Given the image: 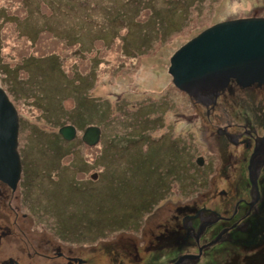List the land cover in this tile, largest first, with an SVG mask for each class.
<instances>
[{"label":"rangeland","instance_id":"1","mask_svg":"<svg viewBox=\"0 0 264 264\" xmlns=\"http://www.w3.org/2000/svg\"><path fill=\"white\" fill-rule=\"evenodd\" d=\"M148 2L0 0V87L19 117L23 168L16 190H5L13 198L6 227L17 237L10 242L23 246L21 237L31 253L42 248L37 235H51L98 262L96 252L118 240L145 241L118 236L135 232L152 208L193 197L190 138L200 119L175 91L169 59L216 22L264 17V0L193 3L190 19L166 22L168 31L148 28L158 23ZM91 105L101 109H81L85 122L74 125ZM64 125L76 128L73 140L58 135ZM88 126L100 128L95 146L82 141ZM75 227L82 237L70 236Z\"/></svg>","mask_w":264,"mask_h":264},{"label":"flooded vegetation","instance_id":"2","mask_svg":"<svg viewBox=\"0 0 264 264\" xmlns=\"http://www.w3.org/2000/svg\"><path fill=\"white\" fill-rule=\"evenodd\" d=\"M168 1H176V15L172 17L174 10L169 11L164 20L173 28L182 26L187 19L177 16H183L187 8L193 10V3L185 9L186 5L179 3L182 0ZM168 8L157 12L163 17ZM193 112V119H200L191 136L198 152L192 172L193 197L184 203L175 200L152 208L135 232L118 236L145 237V241L141 238V243H136L130 238L118 244V240L96 252L103 258L95 262L92 251L83 254L64 240L65 246L49 239L51 235H37L36 244L42 248H32L31 253L21 237L18 241L23 246L10 242L17 239L6 227L7 211L11 210L7 207L13 198L6 195L9 188L0 182V264H177L183 256L182 264H264V165L255 188L248 173L255 141L264 136V86L242 88L230 78L216 103L205 107L193 102ZM18 198L21 203L22 195L15 200ZM165 206H171L167 216L160 214ZM70 236L82 237L76 227Z\"/></svg>","mask_w":264,"mask_h":264},{"label":"water","instance_id":"3","mask_svg":"<svg viewBox=\"0 0 264 264\" xmlns=\"http://www.w3.org/2000/svg\"><path fill=\"white\" fill-rule=\"evenodd\" d=\"M172 84L191 102L208 107L230 78L242 87L264 84V17L224 21L199 33L181 46L169 59ZM19 117L5 91L0 87V182L15 191L22 173L18 152ZM65 141L75 138L76 128L58 129ZM101 137L99 127L88 126L82 141L95 146ZM264 165V137L255 142L248 163L253 188ZM177 264H182L177 259Z\"/></svg>","mask_w":264,"mask_h":264},{"label":"trees","instance_id":"4","mask_svg":"<svg viewBox=\"0 0 264 264\" xmlns=\"http://www.w3.org/2000/svg\"><path fill=\"white\" fill-rule=\"evenodd\" d=\"M201 1H203V0H182V2H179V3H182V5H186V7H185V9L187 8V6H190V5H192V3H197V2H201ZM175 5H176V1H168V2H166V0H149V2H148V4H147V13H148V17H149V19H155V20H157L158 21V23H156L157 25H154V24H150V27H148V28H150L151 30H162V31H168V28L164 25L166 22L167 23H169L167 20L165 21L164 20V17H166L167 15H168V12L169 11H172V10H174V12L172 13L173 15H171L172 17L173 16H175L176 15V9H174L175 8ZM166 6H169V8L167 9V10H165L166 12H165V15L162 17L161 16V14H159V12H157L158 11V9H162L163 7L165 8ZM188 9H191V8H187L186 9V12H184V14H183V16H177V17H179L180 18V20H186V19H190V18H188V16L187 15H189V13L187 12V10ZM186 14V15H185ZM177 17H175V18H177ZM2 20V19H1ZM8 21V20H7ZM159 23H162V24H160V25H162V27L160 28V25H159ZM179 23V22H178ZM170 24V23H169ZM156 27V28H155ZM98 60H99V58H98ZM97 106L96 105H91V107H89V106H86V109L88 110V114H90V113H95V112H97V111H99L101 108H96ZM83 108L84 107H80V110L78 109V112H76L75 114H76V118H78V117H80V119H77V120H75L74 121V125H78V126H82L84 123L83 122H85L84 120H85V117L82 115V113L81 112H83V114H85V112L84 111H82L83 110ZM82 109V110H81ZM66 117V116H65ZM78 123V124H77ZM52 135H54V137L57 139V134L55 135V133L54 134H52ZM58 135H59V133H58ZM60 136V135H59ZM61 137V136H60ZM45 138V137H44ZM62 138V137H61ZM190 138V137H189ZM55 139V141L54 142H57L58 141V139L56 140ZM63 139V138H62ZM191 139V138H190ZM64 140V139H63ZM65 141V140H64ZM55 145L57 146V145H59L58 143H55ZM192 172H193V170H192ZM0 190H1V188H0ZM191 191H193V190H191ZM165 199V198H164ZM164 199H163V201H164ZM188 199H189V197H188Z\"/></svg>","mask_w":264,"mask_h":264},{"label":"bare ground","instance_id":"5","mask_svg":"<svg viewBox=\"0 0 264 264\" xmlns=\"http://www.w3.org/2000/svg\"><path fill=\"white\" fill-rule=\"evenodd\" d=\"M235 80V82H236V79H234ZM237 83V82H236ZM238 84V83H237ZM239 85V84H238ZM253 85H258V86H260V84H257V83H255V84H252L251 86H253ZM240 87H242L241 85H239ZM263 86H264V84H263ZM248 87H250V86H248ZM242 88H247V87H242ZM225 89V88H224ZM223 89V90H224ZM222 91V90H221ZM220 92V91H219ZM219 92H218V94H216V98H215V100H214V102L213 103H211V104H214V103H216V100H217V98H218V95H219ZM264 136H262V137H260V138H263ZM259 137L256 139V141L258 140V139H260ZM255 141V142H256ZM254 147H255V145H254ZM253 152V151H252ZM252 154V153H251ZM250 159V158H249ZM260 172V171H259ZM186 258L187 257H190L189 255H186L185 256ZM181 259L183 260L184 259V256L183 257H181ZM183 263V262H182Z\"/></svg>","mask_w":264,"mask_h":264},{"label":"clouds","instance_id":"6","mask_svg":"<svg viewBox=\"0 0 264 264\" xmlns=\"http://www.w3.org/2000/svg\"><path fill=\"white\" fill-rule=\"evenodd\" d=\"M170 76V75H169ZM171 78V77H170ZM171 82H172V80H171ZM174 86V85H173ZM175 87V86H174Z\"/></svg>","mask_w":264,"mask_h":264}]
</instances>
